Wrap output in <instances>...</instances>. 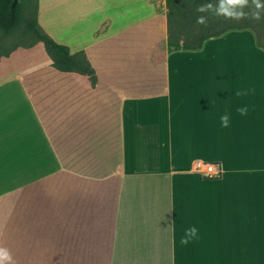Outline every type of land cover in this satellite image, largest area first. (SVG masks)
Returning <instances> with one entry per match:
<instances>
[{
  "label": "crops",
  "instance_id": "0c3cea01",
  "mask_svg": "<svg viewBox=\"0 0 264 264\" xmlns=\"http://www.w3.org/2000/svg\"><path fill=\"white\" fill-rule=\"evenodd\" d=\"M166 5L39 0L38 24L86 55L96 87L56 70L42 42L1 58L16 264H264V33L170 51ZM199 162L222 176L203 178Z\"/></svg>",
  "mask_w": 264,
  "mask_h": 264
},
{
  "label": "trees",
  "instance_id": "16d2710c",
  "mask_svg": "<svg viewBox=\"0 0 264 264\" xmlns=\"http://www.w3.org/2000/svg\"><path fill=\"white\" fill-rule=\"evenodd\" d=\"M29 2L32 4L31 0H0V37L10 38L11 41L8 47L0 41V60L2 57H8L18 48H32L42 42L56 70L86 75L90 78L92 86L96 87V72L86 55L83 52L72 55L67 46L53 40L38 24L39 2L35 3L37 5H29ZM203 2L206 0H166L170 51L177 50L181 46L184 49L199 50L207 39L219 36L231 29H242L255 25L264 32V13L260 21L213 18L209 20L207 27L198 26L196 17L200 14L195 11V8ZM31 6L34 12L28 11ZM217 28L220 29L216 30ZM16 37L27 39L24 42H15Z\"/></svg>",
  "mask_w": 264,
  "mask_h": 264
},
{
  "label": "clouds",
  "instance_id": "9594fccd",
  "mask_svg": "<svg viewBox=\"0 0 264 264\" xmlns=\"http://www.w3.org/2000/svg\"><path fill=\"white\" fill-rule=\"evenodd\" d=\"M248 9V11H245ZM195 11L200 15L196 17V24L198 26L207 27L210 19H224L241 21L251 19L253 21H260L262 13H264V0H206L196 6ZM182 45V42H181ZM181 50H183L181 46ZM175 51V49H173ZM254 91V90H251ZM250 90H239L236 96H246ZM248 107L242 106L237 109L241 116L248 114ZM221 127L227 128L229 126V115L225 113L220 117ZM175 230V221L169 227ZM198 235L196 227L185 229L184 235L180 239L181 245H187L191 240ZM0 264H16V261L7 247L0 246Z\"/></svg>",
  "mask_w": 264,
  "mask_h": 264
},
{
  "label": "rangeland",
  "instance_id": "374dc122",
  "mask_svg": "<svg viewBox=\"0 0 264 264\" xmlns=\"http://www.w3.org/2000/svg\"><path fill=\"white\" fill-rule=\"evenodd\" d=\"M31 1H32V4H30L29 2V5H37L35 3L39 2V0H31ZM29 10L31 12L32 11L34 12L33 6L29 7L28 11ZM26 15L29 17L28 14ZM219 29L220 28H217L216 30H219ZM261 31L262 33H264L263 30ZM26 39L27 38L24 39L23 37H16L14 41L24 42ZM0 41H2L3 44L6 45V47L10 46V43H11L10 38L3 39V37H0ZM12 225H13V202L11 198H9L8 200L0 202V244L3 247L11 246Z\"/></svg>",
  "mask_w": 264,
  "mask_h": 264
},
{
  "label": "built area",
  "instance_id": "2783aa9c",
  "mask_svg": "<svg viewBox=\"0 0 264 264\" xmlns=\"http://www.w3.org/2000/svg\"><path fill=\"white\" fill-rule=\"evenodd\" d=\"M195 171L203 178L212 179L222 176V166L219 163H197Z\"/></svg>",
  "mask_w": 264,
  "mask_h": 264
}]
</instances>
